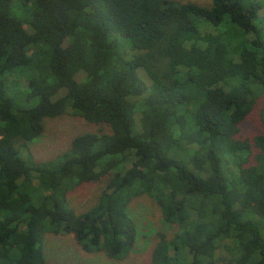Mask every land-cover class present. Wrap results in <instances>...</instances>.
Masks as SVG:
<instances>
[{
    "label": "trees",
    "instance_id": "obj_1",
    "mask_svg": "<svg viewBox=\"0 0 264 264\" xmlns=\"http://www.w3.org/2000/svg\"><path fill=\"white\" fill-rule=\"evenodd\" d=\"M263 5L0 0V264H47L48 232L122 259L143 194L178 227L149 264H216L227 240L229 264H264V134L242 136L264 94ZM68 109L101 128L37 161L29 142ZM102 180L96 204L70 206Z\"/></svg>",
    "mask_w": 264,
    "mask_h": 264
},
{
    "label": "rangeland",
    "instance_id": "obj_2",
    "mask_svg": "<svg viewBox=\"0 0 264 264\" xmlns=\"http://www.w3.org/2000/svg\"><path fill=\"white\" fill-rule=\"evenodd\" d=\"M180 2L194 1L201 4H209L211 0H176ZM13 13L18 18H26L29 15L26 7L15 6ZM264 17V5L260 11ZM31 16V15H30ZM29 29V26H26ZM205 27H209L206 24ZM143 78L147 77L141 73ZM81 78L82 75L79 74ZM22 83L25 81L21 80ZM148 81V80H147ZM10 81H7V89L10 96L13 95ZM26 85V84H24ZM64 94L60 90L55 99ZM37 101V100H36ZM35 101V103H36ZM264 108V94L257 99L254 112L243 124V137L252 138L257 134H264V123L261 121V111ZM101 125L87 122L84 118L75 115L72 109L66 113L45 120V130L37 139L29 142V150L37 161L49 160L63 153L70 145L75 135L86 130H98ZM24 157L26 151L23 150ZM105 181L86 183L73 189L69 193V204L77 212H82L97 203ZM129 213L134 219L138 234L134 247L122 259L109 258L105 252H86L77 243L73 234L48 232L44 237V251L47 264H149L151 252L158 241L157 232L162 231L168 237H173L178 231L177 225L164 221L161 209L156 201L147 194L135 197L129 203ZM216 249V264H229L231 254L226 244Z\"/></svg>",
    "mask_w": 264,
    "mask_h": 264
}]
</instances>
